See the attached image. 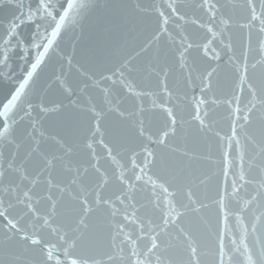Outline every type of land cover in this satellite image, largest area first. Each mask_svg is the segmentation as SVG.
<instances>
[{
  "label": "water",
  "instance_id": "1",
  "mask_svg": "<svg viewBox=\"0 0 264 264\" xmlns=\"http://www.w3.org/2000/svg\"><path fill=\"white\" fill-rule=\"evenodd\" d=\"M212 2L217 20L230 26L207 50L204 26L215 25L202 0H11L0 7V73L7 76H0V103L25 85L0 135V264H48L49 248L53 262L65 264L72 257L135 264L134 250L169 264L197 257L217 264L220 195L232 233L239 240L245 226L258 255L264 33L252 16L262 14L261 0ZM17 14L18 34L10 35L6 26ZM151 180L168 187L182 213L154 252L147 251L150 226L163 220ZM70 241L75 247L65 256ZM224 243L231 253L227 236Z\"/></svg>",
  "mask_w": 264,
  "mask_h": 264
},
{
  "label": "snow or ice",
  "instance_id": "2",
  "mask_svg": "<svg viewBox=\"0 0 264 264\" xmlns=\"http://www.w3.org/2000/svg\"><path fill=\"white\" fill-rule=\"evenodd\" d=\"M6 3L11 4V0H0V7H3ZM200 6L204 7L206 10L209 11V15L215 25V27H213L212 25L204 26L211 35V39L208 40L207 43L202 45V47L205 50H207L211 46L212 40H220L226 34L227 28L230 26V21L223 16L219 17V19L217 20L216 11H218V7L216 3L212 2V0H202V4ZM261 9H262V14L260 16H257L255 14V11L253 10L252 19L260 21L259 30L262 33H264V0H261ZM18 15L19 14L13 16L6 26V31L10 35L18 34V27L20 24ZM225 46L228 47L229 50L231 49L230 43ZM212 51L214 53V58L216 60H219L220 52L217 51L215 48H213ZM260 52H261V60L259 61V63L264 64V39H262L260 42ZM205 54L207 55V51L205 52ZM6 59H7V55L5 54L4 60ZM210 75L211 73H209V76ZM0 76L7 78L5 73H0ZM241 79L242 80L246 79V77H241ZM24 88H25L24 83L18 82L12 94L8 97V99L5 100L3 103H0V117L3 118L2 120H0V135H3L4 131L11 126L9 123L8 109L20 103L24 93ZM12 123H15V121H12ZM226 174L227 173L225 172V175ZM137 179H140V177L138 176ZM151 183L154 189L153 195L156 197L157 206L160 207L162 213L163 223L162 225H157L156 229H152L150 226V234H149L150 246L147 250L148 252H154L155 249L160 248L158 237L162 232H166V227L170 221L175 222L177 217L182 214L177 210L173 200L171 199L172 195L174 194L170 192L168 187L164 183H157L155 180H151ZM156 189L159 190V195H157V192L155 191ZM23 195L25 197H28L29 193L25 192ZM233 195H235V186H234ZM97 203H99V201H97ZM193 203L195 204L196 202L193 201ZM215 203L217 205V209L219 212L217 264H236V262L234 261L235 257H239L238 264H264V246H259V239L257 238L258 255H253L251 248L247 244V228L241 224L239 229L240 231L239 240H237L236 236L232 233L231 226L228 223V213L225 208V197L223 195L218 196ZM29 206L31 207V205ZM207 206L208 205L206 204L202 206H197L194 210L199 211L200 207H207ZM0 215H4V213L0 212ZM114 215H115V211L113 212V216ZM7 222L9 225H11L12 228H15L17 231H19L17 223L11 221L10 219ZM44 223L45 224L48 223L47 219H45ZM253 231H255V228H253ZM120 232H123L122 226L120 227L119 232L114 233L113 239H115V236L119 235ZM152 232H154L155 234H152ZM225 236H227L228 240L231 242L232 245L231 253H229L226 250L224 243ZM124 238L128 239L127 234H125ZM21 239H29L30 243L32 244L40 243L39 238L35 235L29 237L27 234H22ZM60 239L63 241L64 236L62 235ZM170 244L171 242H169V245ZM73 247H75V241L68 242V248L64 249V255L68 256L69 255L68 249ZM190 251L192 255L195 257L196 254L195 247H190ZM133 255L137 256L135 264H169V262L162 260L159 254H156L152 260H149L147 258L140 259L139 253L135 252V250L133 251ZM46 256H47L48 264H65V262L60 260L59 258L55 259V261L53 262V255L51 248H49L48 252L46 253ZM109 259L111 260L112 257H109ZM68 264H104V262L99 259L89 260L87 258L80 259V258L72 257L68 262ZM193 264H200L198 257L193 260Z\"/></svg>",
  "mask_w": 264,
  "mask_h": 264
}]
</instances>
